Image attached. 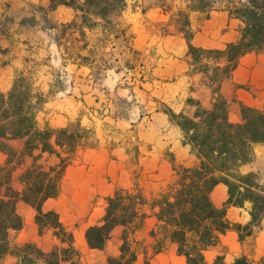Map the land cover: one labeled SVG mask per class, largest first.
Masks as SVG:
<instances>
[{"label":"rangeland","instance_id":"1","mask_svg":"<svg viewBox=\"0 0 264 264\" xmlns=\"http://www.w3.org/2000/svg\"><path fill=\"white\" fill-rule=\"evenodd\" d=\"M237 4L239 0H127V6L108 21L98 18L95 26L84 29L80 12L65 22L51 0L31 3L20 21L21 15L0 13V93H7L19 76H27L41 100L35 113L37 126L57 135L71 126L83 137L75 153H63L71 160L56 196L62 203L79 201L75 210L89 209L88 222L96 223L105 213L110 190L137 188L151 199L152 189H159L158 194L173 181L175 165L196 164L178 161L175 150L162 143L183 141L182 131L169 120L171 114L184 110L192 115L196 110L188 102L196 100L191 95L194 85L179 73H169L168 54L184 58L170 49L171 35L193 36L194 8L207 12ZM74 22L79 24L71 25ZM152 57L159 63L153 65ZM26 141V137L4 139L8 148L0 152L23 153ZM45 158L49 165L61 162L56 155L46 153ZM163 161L171 166L167 176L159 174ZM257 174L264 186V175ZM86 199H93V205L86 207ZM245 204L252 207L249 201ZM148 208L143 207L142 213ZM230 217L232 225L241 224ZM144 219L131 236L141 254V241L151 226L144 228ZM115 233L121 238V228Z\"/></svg>","mask_w":264,"mask_h":264},{"label":"trees","instance_id":"2","mask_svg":"<svg viewBox=\"0 0 264 264\" xmlns=\"http://www.w3.org/2000/svg\"><path fill=\"white\" fill-rule=\"evenodd\" d=\"M51 2L53 8L59 4L73 6L80 12L83 29L95 26V19L98 18L108 21L127 6V0ZM229 7L244 22L237 42L229 43L223 49L203 48L189 43L188 55L193 70L202 73L213 90L212 107L205 108L199 101L189 99L188 102L196 106L192 115L183 111L171 114V119L183 131L184 143L191 145L195 152L197 162L193 166L175 165L173 181L151 199L137 188L118 189L108 197L105 214L100 222L90 226L86 232L89 246L102 249L113 230L118 226L124 227L120 254L109 257L108 264H135L138 251L131 236L148 215L142 213L145 205L149 206L151 214L158 220L157 229L153 231L154 235H161L156 249L160 250L167 239L172 240L177 243L179 253L186 257L187 264H205L204 251L215 245L220 235L227 230L235 228L243 240L252 235L264 221V186L258 174L239 172L240 166L251 160L253 145L264 142V111L244 105L242 120L231 122L228 101L220 92L221 83L232 74L240 56L264 49V0H239V4ZM78 24L71 23L73 26ZM191 37L187 36L189 40ZM40 103L39 93L34 92L32 83L24 75L16 78L7 93H0V149L8 148L4 139L27 138L24 152L17 162L23 167L19 176L24 184L22 191L12 186L16 166L12 162L16 153H10L7 164L0 165V264L10 251L9 230L19 229L23 224L16 212L19 198L37 208L40 227L52 225L58 230L59 236L66 240L72 237L59 221V215L54 211L44 212L42 207L47 199L59 193L61 176L71 160V155L63 153H75L83 137L73 132L71 126L59 130L58 135L53 129H40L35 119ZM46 153L48 156L56 155L61 162L49 165ZM221 183L228 186V200L224 206L218 207L211 194ZM247 201L252 204L251 221L245 225H232L227 218L228 206H244ZM47 218L52 219V222L45 221ZM131 226H134L132 230ZM25 249L43 259L45 264H62L68 260L71 251V247H67L45 253L34 245H27ZM31 262L30 259H24L22 264ZM144 264L151 262L146 260ZM234 264L251 263L242 255Z\"/></svg>","mask_w":264,"mask_h":264},{"label":"crops","instance_id":"3","mask_svg":"<svg viewBox=\"0 0 264 264\" xmlns=\"http://www.w3.org/2000/svg\"><path fill=\"white\" fill-rule=\"evenodd\" d=\"M44 2H47V0H0V13L6 11L14 16L21 15L20 21L24 14H28L31 3L41 4ZM54 12L60 14L61 20L67 22L72 21L76 17L75 12L78 11L67 4H59ZM190 23L194 27L191 40L181 35H171L172 47L170 49L177 55L184 56V58L168 54V70H170V75L179 73V75L190 81L195 87L191 95L205 108H211L214 102L213 90L205 81L204 75L193 70L188 55L189 43L191 42L203 48L223 49L227 44L237 42L240 39L244 22L231 12L230 7L223 5L214 7L207 12L193 9L190 12ZM153 57L151 58L153 65L158 64L159 62H156ZM186 57L189 58V62L185 59ZM156 69L154 68V70ZM220 92L228 101L231 122L237 123L242 119V110L237 108V105L244 104L264 111V49L250 51L240 56L232 74L221 83ZM182 111L184 112V110ZM169 120L182 131L176 122H173L171 118ZM162 143L165 148L169 147L175 150L178 161L180 160L183 164H190L192 161L197 162V157L195 152L192 151L191 145L184 143V141L172 139L169 141L163 140ZM253 150L254 157L252 161L242 164L240 170L242 169L241 172L243 173L255 172L264 175V167L262 166L264 142L255 143ZM20 155L21 153H16L15 160L12 162V165H16L14 166L12 186L17 191H22L24 187L19 179L23 171V167L17 163ZM10 158V153L0 152V165H6ZM162 165L164 168L160 169L159 174L167 176L171 170L170 163L163 161ZM157 191L152 189L155 196L158 195ZM161 191L163 189L159 192ZM113 192L114 189L110 190L108 194L113 195ZM211 196L216 206H224L228 200V186L222 183L218 184L212 191ZM77 202L79 201L69 199L64 204L60 198L52 197L47 199L42 207L44 212L54 211L59 215L62 226L72 235L70 240H66L57 234L58 230L54 226L40 227L37 221V208L19 198L16 201V212L22 218L23 224L19 229L9 230L10 251L3 257L2 264H22L24 259L32 260L31 264H45L43 259L37 258L32 252L25 249L27 245H34L45 253H51L57 248L71 247L68 260L63 261L62 264H108L109 257L118 256L124 227L118 226L113 230L112 236L104 248H91L86 238L87 229L99 223L103 216L96 223L88 222L91 218L90 210L76 211L74 207L80 205ZM84 202L85 206L88 207L92 206L94 201L93 199H86ZM146 212L148 215L144 219V228L147 224L151 226L150 229L146 230V234L141 241L143 245L142 254L137 249L138 256L135 264H144L146 260L150 261L151 264H187L186 257L179 253L177 243L172 240L167 239L160 250L156 249L161 235H152V231L157 229L158 220L155 215L151 214L150 208ZM229 216L235 222L247 224L252 219L251 206L246 204L244 206L229 205L227 217ZM119 228L122 232L121 238L115 233ZM204 255L205 264H234L235 260L242 255L246 256L251 264H262L264 259V221L259 227L255 228L252 235L243 240L240 239L238 230H227L220 235L215 245L204 251ZM218 258L221 259V262H218Z\"/></svg>","mask_w":264,"mask_h":264}]
</instances>
